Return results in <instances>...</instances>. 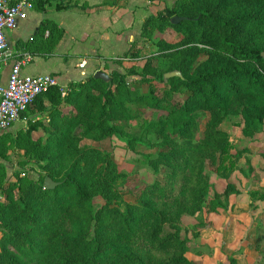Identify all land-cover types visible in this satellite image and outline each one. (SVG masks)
Masks as SVG:
<instances>
[{"label": "trees", "instance_id": "obj_1", "mask_svg": "<svg viewBox=\"0 0 264 264\" xmlns=\"http://www.w3.org/2000/svg\"><path fill=\"white\" fill-rule=\"evenodd\" d=\"M44 2L32 0L39 9ZM175 16L186 18L173 23ZM166 28L179 40H152L151 31ZM141 30L143 40L157 47L146 56L135 54L144 60L141 70L114 69L108 81L91 74L70 82L66 96L53 86L30 106L28 115L48 112L50 118L48 125L39 120L24 131L27 139L44 132V144L32 141L44 162L38 177L15 172L7 184L0 161V264H195L182 218L195 216L194 226L207 225L208 163L229 178L247 150L233 152L220 125L240 117L236 123L251 137L264 127V0H177L146 17ZM62 36V29L44 20L27 47L52 52ZM161 57L169 63L159 70ZM174 70L181 76L165 80ZM154 82L165 86L156 91ZM149 110L165 114L150 119ZM130 128L157 137L156 152L145 157L155 174L165 169L136 201L124 197L129 175L112 154L82 144L114 135L129 144L143 142ZM20 139L0 135V159H9L8 143ZM48 177L58 183L52 189L45 187ZM232 192L239 194L228 183L214 203L224 207L220 197ZM251 195L264 199V189ZM98 198L103 203L97 205ZM229 260L237 264L235 257Z\"/></svg>", "mask_w": 264, "mask_h": 264}, {"label": "rangeland", "instance_id": "obj_2", "mask_svg": "<svg viewBox=\"0 0 264 264\" xmlns=\"http://www.w3.org/2000/svg\"><path fill=\"white\" fill-rule=\"evenodd\" d=\"M176 2L177 0H149L148 8L145 7L143 14H148L146 16L148 17L166 6H173ZM151 32L152 40L163 39L175 42L180 38L179 34L171 28H166L162 32L159 30ZM132 44L131 49L115 61L118 62L116 67L120 71L128 72L131 67L141 70L144 60L137 59L135 54L146 56L154 53L157 49L151 41L143 40L142 34ZM168 63V59L161 57L158 69H164ZM111 71L112 69L105 70L109 75ZM133 79V76H128L129 82L132 83ZM164 86L162 82L153 83L156 91H161ZM58 87L60 88V86ZM69 89L70 85L67 94ZM60 91L62 93L61 88ZM182 95H177V97H183ZM163 114L165 113L162 111L149 110L148 117L151 119ZM49 119L48 112L32 111L26 122H16L9 130L5 131L16 138L21 137L16 144L8 143L10 147L9 159H0L6 165L5 183L8 184L11 180H15V172L21 173V175L30 173L33 177H38L39 163L44 161H39V151L32 150V141L44 144L45 134L38 130L32 133L30 139H27L24 136V131L35 121L41 120L48 125ZM206 120L201 123L202 130ZM237 121H241V118H227L220 127L230 134V140L235 147L233 152L247 150H244L245 153L238 161L237 168L233 170L229 178L219 174L216 171V166L208 163L207 168L212 186L204 208L207 225L201 228L194 226L198 222L195 216L185 214L182 218L183 227L188 232L189 257L195 264H229L230 257H235L237 264H264V199L260 196L251 197L252 192L262 193L264 189V127L254 136H246L242 130L243 125H238ZM129 132L135 137H142L143 142L129 144L126 140L114 135L100 142L85 139L82 144H93L112 154L119 169L129 175L127 185L123 187L124 197L129 201H136L138 193L147 184L154 182L157 178H163L165 169L162 168L161 172L155 174L145 157L147 154L151 155L156 152L157 137L154 134H144V129H131ZM228 183H233L239 194L232 192L228 199L222 196L223 198H220L224 207L216 205L214 203L215 194H223ZM2 198L3 195L0 193V199ZM101 203L103 200L98 198L96 204Z\"/></svg>", "mask_w": 264, "mask_h": 264}, {"label": "crops", "instance_id": "obj_3", "mask_svg": "<svg viewBox=\"0 0 264 264\" xmlns=\"http://www.w3.org/2000/svg\"><path fill=\"white\" fill-rule=\"evenodd\" d=\"M67 1L45 0L42 9L35 4L28 17L7 33L15 58H21L25 52L32 56L23 71L31 75L52 74L60 87L82 81L97 71L117 69L115 61L141 36L142 23L148 15L143 13L149 4V0H69L72 6L67 8ZM44 20L63 30L52 52L27 47ZM83 59L87 65L81 68ZM9 72L10 65H2L0 79L4 84Z\"/></svg>", "mask_w": 264, "mask_h": 264}, {"label": "built area", "instance_id": "obj_4", "mask_svg": "<svg viewBox=\"0 0 264 264\" xmlns=\"http://www.w3.org/2000/svg\"><path fill=\"white\" fill-rule=\"evenodd\" d=\"M33 8L32 0H0V69L10 65L6 84L0 79V133L9 130L16 122H26L27 114L36 98L53 86H60L52 74L31 75L23 71V66L31 61V54L24 53L21 58L9 46L7 33L16 29L28 17ZM87 65L83 59L79 66ZM63 96L68 87H60Z\"/></svg>", "mask_w": 264, "mask_h": 264}, {"label": "water", "instance_id": "obj_5", "mask_svg": "<svg viewBox=\"0 0 264 264\" xmlns=\"http://www.w3.org/2000/svg\"><path fill=\"white\" fill-rule=\"evenodd\" d=\"M185 18H186V17L175 16V17H173L172 22H173V23H178V22H180L181 20H183V19H185ZM94 76H95L96 78H101V79H103V80H105V81H108V80H110V78H111L110 75L107 74V73L104 72V71H97V72L94 73ZM173 76H181V72H180V71H177V70H174V71L166 72V73L164 74V78H165V80H167L168 78L173 77ZM57 184H58V183L55 182L51 177H48V178L46 179V181H45V187H46V188H49V189L54 188Z\"/></svg>", "mask_w": 264, "mask_h": 264}]
</instances>
